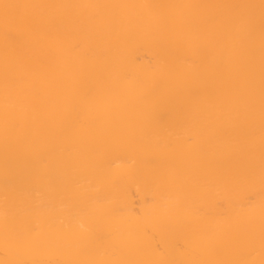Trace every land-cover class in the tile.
<instances>
[{
    "label": "bare ground",
    "instance_id": "6f19581e",
    "mask_svg": "<svg viewBox=\"0 0 264 264\" xmlns=\"http://www.w3.org/2000/svg\"><path fill=\"white\" fill-rule=\"evenodd\" d=\"M0 264H264V0H0Z\"/></svg>",
    "mask_w": 264,
    "mask_h": 264
}]
</instances>
